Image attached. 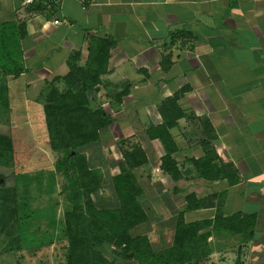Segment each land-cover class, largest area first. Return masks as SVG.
Wrapping results in <instances>:
<instances>
[{
  "label": "crops",
  "instance_id": "crops-1",
  "mask_svg": "<svg viewBox=\"0 0 264 264\" xmlns=\"http://www.w3.org/2000/svg\"><path fill=\"white\" fill-rule=\"evenodd\" d=\"M18 6L0 0V15L15 22ZM24 16V70L6 79L7 91L21 94L9 95V110H41L40 93L67 74L71 57L82 67L92 41L110 42L107 73L87 96L92 107L126 110L125 138L148 159L142 173L151 221L173 227L185 195L215 196L205 208L185 212L184 221L237 215L252 230L245 239L206 229L210 255L203 264H264V0H88L84 7L64 0L54 13ZM175 95L186 117L170 130L182 177L172 182L159 169V141L147 140L145 131L162 123L157 107ZM111 117V125L120 123ZM207 140L216 162L235 170L236 184L197 176L193 161L203 157ZM149 242L161 249V240L157 247Z\"/></svg>",
  "mask_w": 264,
  "mask_h": 264
},
{
  "label": "trees",
  "instance_id": "trees-1",
  "mask_svg": "<svg viewBox=\"0 0 264 264\" xmlns=\"http://www.w3.org/2000/svg\"><path fill=\"white\" fill-rule=\"evenodd\" d=\"M26 10L42 13L39 6ZM30 16L25 14L24 17ZM25 36L24 19L0 23V75L4 78L0 97L7 89L6 79H15L24 70L19 43ZM111 45L107 41H92L85 65L77 66L75 57H71L67 74L47 82L38 98L45 127V145L51 151L64 154L63 161L55 164L53 170L62 169L66 179L64 189L70 191L71 209L63 214L59 223L60 237L66 242L63 264H119L126 261H131L130 264H201L210 255L206 242L209 227L211 231L223 230L247 239L252 230L251 223L237 215L226 219L216 215L212 222L186 223L183 219L185 212L205 208L211 197L215 198L198 199L194 194L184 196L185 204L176 215L170 246L162 245L159 251H155L146 235H132L131 231L150 222L151 216L145 208L149 204L145 188L148 178L142 173L148 159L139 144L130 139L117 142L121 161L115 162L117 172L109 179L113 201L100 205L92 199L105 179L99 169L90 168L82 150L98 144L101 132L112 124L113 119L101 107L91 106L87 91L107 73ZM127 94L128 88L117 94L116 101L120 102ZM178 100L179 95H175L163 101L157 107L162 123L145 131L147 140L159 141L164 151L159 169L172 182L182 178L174 159L178 148L170 134L177 121L186 117L177 104ZM2 106L9 110L7 100ZM38 117V130L43 131L40 114ZM208 141L204 142L203 157L193 161L197 176L205 181L225 180L229 186L236 184L235 170L231 165L216 162L217 156ZM25 155L15 138L0 134V168L16 171L15 182L17 179L26 181L25 175L18 172L24 167ZM30 217L25 203L18 200L16 184L0 186V235L10 239L12 250L18 251L19 245L27 241L25 226ZM52 240L50 238L47 243ZM43 245L40 240L34 246Z\"/></svg>",
  "mask_w": 264,
  "mask_h": 264
},
{
  "label": "rangeland",
  "instance_id": "rangeland-1",
  "mask_svg": "<svg viewBox=\"0 0 264 264\" xmlns=\"http://www.w3.org/2000/svg\"><path fill=\"white\" fill-rule=\"evenodd\" d=\"M40 13L19 7L16 14H18L19 20H22L23 14L38 15ZM5 21L10 20L7 16L0 15V23ZM15 79L17 80V78ZM3 80V76L0 75V86ZM12 94L10 90L5 89L0 97V134L11 135L26 153L24 167L18 171L25 175L26 181L17 179L15 182L16 171L0 168V177H2L0 186L12 187L16 184L18 200L25 203L27 213L32 217L27 219L25 226L27 241L19 245L18 251L11 249L9 238L0 235V264H63L66 242L60 237L59 223L62 221L63 214L71 209V199L70 191L64 189L66 179L62 169L54 171L53 166L63 161L64 154L51 151L46 147L41 110H4L2 103L6 100L9 101V95L12 96ZM19 94L21 91L18 90L15 95L16 100L20 99ZM104 111L120 123L110 125L102 131L98 144L82 150L90 168L99 169L105 179L102 188L92 195V199L100 202V205H102L101 202L111 203L113 201L109 179L112 174L117 172L115 162L121 161L117 142L126 139V128L121 126L122 122L126 120V110H122L121 113H119L120 110ZM39 114L43 131L38 130L37 117ZM172 229L171 225L158 227L152 220L134 228L131 234L146 235L156 247L159 246L160 240L161 245L167 246L171 243ZM50 238L53 239L52 242L47 243ZM40 240L44 242V245L34 246ZM155 251H159V249L156 248ZM216 262L218 263V260ZM130 263L131 261H126L119 264Z\"/></svg>",
  "mask_w": 264,
  "mask_h": 264
},
{
  "label": "built area",
  "instance_id": "built-area-1",
  "mask_svg": "<svg viewBox=\"0 0 264 264\" xmlns=\"http://www.w3.org/2000/svg\"><path fill=\"white\" fill-rule=\"evenodd\" d=\"M18 2V7H24L26 9L40 7L42 13L49 12L54 13L60 7L64 0H12ZM82 7L87 5L88 0H72ZM58 20H54V24H57Z\"/></svg>",
  "mask_w": 264,
  "mask_h": 264
},
{
  "label": "water",
  "instance_id": "water-1",
  "mask_svg": "<svg viewBox=\"0 0 264 264\" xmlns=\"http://www.w3.org/2000/svg\"><path fill=\"white\" fill-rule=\"evenodd\" d=\"M0 182H2V180H0ZM128 256H129V257H132V254H129Z\"/></svg>",
  "mask_w": 264,
  "mask_h": 264
}]
</instances>
